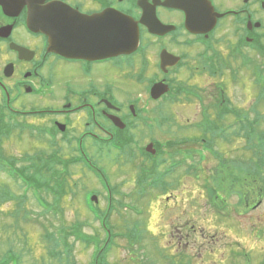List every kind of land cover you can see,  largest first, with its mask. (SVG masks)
<instances>
[{
  "label": "flooded vegetation",
  "instance_id": "1",
  "mask_svg": "<svg viewBox=\"0 0 264 264\" xmlns=\"http://www.w3.org/2000/svg\"><path fill=\"white\" fill-rule=\"evenodd\" d=\"M16 3H10L7 10L0 5V29L10 27L7 36L0 35V119L5 118L9 110L16 117L17 114L22 118L32 114L41 116L50 120L57 130H60L58 124L61 123L65 125L64 133L68 137L60 138L73 150L86 152L90 148L132 147L137 155L130 161L139 159V173L134 179V189L122 193L124 197H145L153 177L164 190L165 200H170L172 184L169 176L182 166V160L173 159L179 154L180 144L170 141L164 145L153 143V136L179 118L177 114L173 118L169 104L203 99L204 95L195 87L202 79V76L198 77V71H207L212 77L224 74L229 61L224 58L222 47L218 46L219 38H222L217 36L219 32L230 31L231 27V33L236 37L234 50L239 52L260 43L264 0H187L188 9L204 18L213 11L223 14L214 29L206 33L192 32L187 27L185 6H171L167 0H34V6H48L50 25L47 34L32 31L27 23L30 6ZM119 12L131 17L138 25L140 42L134 52L100 56L97 50H90L92 54L84 51L83 55L73 57L49 50L55 35L79 37L82 35L78 31L80 28L89 43L94 39L113 37L111 33L117 29ZM259 22L262 23L260 27L256 26ZM168 27L172 28L162 31ZM14 45L23 50L20 52ZM10 71L11 75H8ZM130 82L133 83L132 90L128 87ZM159 83L168 91L154 97L153 86ZM221 101L223 105L220 104L215 115L210 110L205 115L212 118L226 116L227 98L223 97ZM116 119H121L125 126L117 125ZM136 119L141 122L139 131H146L151 139L145 145L137 132L129 130L136 125ZM151 128V132L156 130L154 134L149 131ZM151 143L156 148L154 158L147 151ZM174 146L177 152L173 150L175 153L172 154ZM165 154L169 155L166 160L155 158ZM129 163L130 173H133ZM115 189L116 186L111 184L107 213L116 208ZM122 204L126 206L128 203ZM137 204L136 207H126L135 210L137 216L143 215L145 210ZM173 206L165 204L163 208L169 211ZM187 227V224L179 225L177 231L180 230L182 236L179 245L184 236L190 239L189 234L184 235ZM174 233L175 230L172 235ZM137 239L144 242L138 235ZM196 243L198 239H192V246ZM170 257L174 259L170 263L183 264L185 256L179 251L177 256Z\"/></svg>",
  "mask_w": 264,
  "mask_h": 264
},
{
  "label": "rangeland",
  "instance_id": "2",
  "mask_svg": "<svg viewBox=\"0 0 264 264\" xmlns=\"http://www.w3.org/2000/svg\"><path fill=\"white\" fill-rule=\"evenodd\" d=\"M262 20L264 25V11ZM231 32L230 27V31L225 29L217 35L224 38H219L220 44L218 46L222 47V51L225 52L224 58L229 61V65L223 70L224 74L212 77L207 71L197 72L198 77L202 76V79L198 81L195 87L205 97L203 96V99H197L194 102H187L188 104L172 102L168 109L172 112L173 118H175L174 114H177L179 118L172 120V123L169 122L166 127L157 132L156 130L151 132L152 128L149 129L151 134L156 132L153 136L155 138L153 143L164 145L167 141L179 142V154H176L173 159L181 160L187 149L201 147L195 143L198 137L202 135L194 124L205 119V113L209 110L215 115L216 109L221 106L220 104L223 105L221 101L223 90H225V98L229 102L228 104L226 102L224 106L227 111L224 119L225 124L234 121L236 117L230 112V109L236 108L251 119L259 117L258 120L262 121L258 126L264 129V119H262L264 103L259 106L261 114L250 112L254 99L260 95V88L256 84L254 85L253 65H246L243 62L248 59L254 63H261L262 56L257 49L251 46L235 53L236 37ZM259 32L264 34V27L260 28ZM128 87L132 90L133 83L130 82ZM36 117H31L34 119L35 125L50 126V120ZM135 121L136 125L141 123L137 119ZM136 125L133 124V129L129 130L137 132L142 137V144L145 145L150 142L151 139L149 140L146 131L140 132L138 129L140 125L139 127ZM13 127L15 133L11 138H6L2 142V151L7 157L21 159L31 156L37 158L42 148L45 149L42 151L49 152L56 146L60 148L61 154L65 155L66 158L76 155V152L60 138L61 133L55 139L53 146V139L48 136L40 137L38 134L31 136L30 130H25L23 134H17V126L13 125ZM141 127L143 126L141 125ZM182 138H189L192 142L184 143L180 140ZM218 143L216 148L227 153L229 158L236 155L246 157L247 148L244 147L243 139L235 138L232 144L222 141ZM175 147L171 149L172 154L176 151ZM85 153L88 160L97 164L109 182L116 186L113 199L114 207L117 209L107 213L109 205L108 188L103 187L102 181L100 182L94 172L82 167L81 164L71 165L69 169L72 173L71 182L76 184L72 185L71 189L74 193L63 199L57 208L46 207L41 204V198L51 204L53 202L52 194L47 192L35 193L32 189L22 185L20 181L14 180L7 172L0 171V183L9 185L17 196V198L7 199L6 202L0 203V259L5 255L6 258L9 256L12 252L9 250L11 247L13 252L17 254L15 258H19V264H72L65 261L64 244L59 243L54 246L43 238V234L45 230H48L58 236L61 228L70 231L79 225L78 230L85 238L90 236L91 240H98V237L103 239L105 231L102 224L94 216L85 201L86 192L93 190L98 192L95 193L99 200L96 204L104 209L102 211L104 218H107L110 228L120 235L115 238L111 246L103 248L106 252L101 251L103 253L98 264H137L139 261L142 264H174V262H169L170 260L174 261L170 256H177L179 251L185 256L183 264H264V198L258 201L259 203L255 207L250 208L251 205H246L245 201L241 203L240 196L227 191L232 187H242L243 189V186L246 190L245 182L243 184V182L236 180L234 175H230L232 171L240 172L229 169V167H236L235 162H230V165L227 163L223 168L221 180L220 175L222 174L216 173L215 170L217 167L221 169L220 162L210 152L204 150L205 158L203 160L197 156L188 159L186 162H182V166L176 170L175 174L169 176L172 184L170 200H165L164 190L159 185V181H154L153 177L150 178L149 192L145 197L129 198L124 197L122 193L131 191L135 187L134 179L139 173L137 168L139 159L130 160L135 159L137 151H134L132 147H128V149L115 147L106 150L90 148ZM152 157L150 158L153 159L154 157ZM155 158L163 161L168 159L169 155H160ZM17 162L21 166L23 161L18 160ZM127 162H130L133 173H130L131 168ZM153 168L157 170L156 167ZM214 175L216 181H222V184L218 181L219 187L217 185L220 189L221 200L219 197V201H213L208 196L204 185L210 179L211 187L214 179L212 176ZM257 196L250 198L256 200ZM128 201L135 204L139 203L137 205L143 208L145 213L137 216L134 215L135 211L122 208V202ZM255 202L252 201L251 203L254 204ZM134 203L132 206H135ZM165 204L174 206L167 211L166 208H163ZM19 209L22 211L17 214ZM175 216L176 219H174ZM181 224L188 225L187 233L183 234H189L190 239L188 240L184 236L183 243L179 245L178 242L182 236L181 231L177 230ZM173 230H175L174 235H172ZM137 235L142 237L144 242H139ZM192 239H198V243L192 246ZM68 242L73 244V259L76 264L93 263L94 253L100 247L99 244L95 245V242L84 244V241L74 237H70ZM15 263L14 259L9 262V264Z\"/></svg>",
  "mask_w": 264,
  "mask_h": 264
},
{
  "label": "trees",
  "instance_id": "3",
  "mask_svg": "<svg viewBox=\"0 0 264 264\" xmlns=\"http://www.w3.org/2000/svg\"><path fill=\"white\" fill-rule=\"evenodd\" d=\"M262 56V62L249 61L246 59L243 61L246 65H253L254 73V85L256 84L260 88V95L257 96V99H254L252 106L250 107V112H259L260 104L264 103V47L260 50ZM230 112H234V117H236L233 123L229 124L224 122L225 118H212L205 116L201 125V137H198L196 141L201 145L199 149L208 150L213 157L220 162V168H215L216 173L220 175V179L223 178V168L227 165H230V162H235L236 167L229 169L238 170L240 172L236 173L232 171L230 175H234L236 180L246 183V190L241 188H230L227 189L231 194H237L241 198V203L245 201L246 205H253L252 201H256L254 204L258 203L262 198H264V129L259 128L260 122L259 117H254L251 119L248 115L245 116V121L243 120L242 111L239 109H230ZM261 114V113H260ZM264 119V116L263 118ZM16 123H0V171L7 172L14 180L20 181L22 185L27 186L28 188L33 189L35 192H47L52 194L53 202L48 204V202L41 198V204L46 207L57 208L63 199L71 196L74 191L72 189L73 184L71 181L72 173L69 170L72 164H81L82 167H88L87 162H78L74 160L73 157L66 158L65 155L61 154L60 148L56 146L49 152L39 151L37 158H11L7 157L2 151V142L4 138L11 137L15 130L13 125ZM237 128H236V127ZM231 131V132H230ZM55 138V136H53ZM235 138L243 139L244 147L246 150V157H241L236 155L235 157L229 158L228 154L221 152L216 147L218 142H226L232 144ZM242 138V139H241ZM57 143V142H56ZM55 142H53V146ZM58 145V144H57ZM243 147V148H244ZM190 151H188L189 153ZM198 154L201 159H203L202 153ZM193 158L192 156H189ZM18 160L23 161L20 166ZM29 160V162H28ZM187 158L185 157L183 161L185 162ZM70 162V163H65ZM28 164V165H27ZM218 164V165H219ZM213 184L209 192L213 201H219L218 198L220 189L219 182L220 180H215V175L212 176ZM222 184V181H220ZM218 185V187H217ZM259 191V192H258ZM257 196L256 200L251 199L250 197ZM17 198L15 193L9 187V185L0 183V203L6 202L7 199ZM22 211L19 209L16 213ZM15 213V214H16ZM27 213V212H26ZM17 216V215H16ZM79 225L75 229L70 231L64 228L60 229V234L57 236L53 232L45 230L43 238L48 241L50 244L56 246V244L63 243L65 247V255H67L68 263L75 264L73 257V244L69 243L68 240L71 236H75L77 239H82L87 243H90L89 239H86L83 236H80ZM103 252L97 253L98 256H101ZM12 255L6 258V255L0 259V264H9ZM13 257V256H12ZM99 261V257H97ZM97 264V263H95Z\"/></svg>",
  "mask_w": 264,
  "mask_h": 264
},
{
  "label": "water",
  "instance_id": "4",
  "mask_svg": "<svg viewBox=\"0 0 264 264\" xmlns=\"http://www.w3.org/2000/svg\"><path fill=\"white\" fill-rule=\"evenodd\" d=\"M187 0H167V3L171 6H178L187 10V26L192 31L197 33H206L212 30L216 24L217 18L222 15L217 14L215 11L208 14L207 17H203L200 13L192 11L186 4ZM12 2H17V5H29L30 12L28 16V27L33 31H41L45 34L49 33V21L47 16L48 6H34V0H0V5L2 8L7 10L8 6ZM42 8V9H41ZM41 9V10H39ZM190 10V13H189ZM117 29L111 33L113 37L94 39L89 43V39L83 36V30L80 28L78 31H81V36L79 37H68L60 38V36L55 35L54 41H51L50 49L56 50L59 54L63 56H73L78 57L83 55L84 51L86 54H92L95 50L99 52V55H121L129 54L134 52L139 45V31L137 23L132 19L127 18L124 15H119L117 19ZM260 26V24H258ZM170 29V28H166ZM56 30V29H55ZM10 31V27H4L0 29V35L7 36V33ZM21 50V47H18ZM93 51V52H90ZM101 50V52H100ZM12 71L8 72V75ZM168 90L166 88L162 89L161 84H156L153 87L154 97H158L163 93H166ZM156 93V94H155ZM116 124L120 127H124V124L120 119L115 120ZM64 129V127H62ZM148 151L155 153V150L152 149V145L148 147ZM94 200H97V197H93Z\"/></svg>",
  "mask_w": 264,
  "mask_h": 264
}]
</instances>
